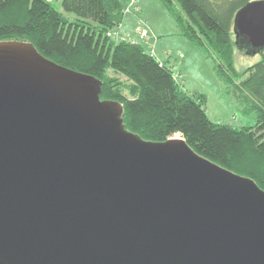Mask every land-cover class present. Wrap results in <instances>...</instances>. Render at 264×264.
<instances>
[{"label":"water","instance_id":"1","mask_svg":"<svg viewBox=\"0 0 264 264\" xmlns=\"http://www.w3.org/2000/svg\"><path fill=\"white\" fill-rule=\"evenodd\" d=\"M264 51V0L232 21ZM101 81L0 40V264H264V190L128 131Z\"/></svg>","mask_w":264,"mask_h":264},{"label":"trees","instance_id":"2","mask_svg":"<svg viewBox=\"0 0 264 264\" xmlns=\"http://www.w3.org/2000/svg\"><path fill=\"white\" fill-rule=\"evenodd\" d=\"M59 1L63 12L49 0H0V40L30 42L56 64L100 80V98L121 103L124 127L142 139L182 137L199 155L264 190V51L244 71L234 64L233 17L251 0H160L182 36L212 60L241 111L255 112V123L241 127L210 120L205 96L184 91L173 66L136 42L108 36L123 20L120 0Z\"/></svg>","mask_w":264,"mask_h":264},{"label":"rangeland","instance_id":"3","mask_svg":"<svg viewBox=\"0 0 264 264\" xmlns=\"http://www.w3.org/2000/svg\"><path fill=\"white\" fill-rule=\"evenodd\" d=\"M49 1L55 8L62 11L59 0ZM121 2L124 4L126 0ZM136 7L127 14L130 17L132 26L128 28L127 33L125 32L124 35L127 36L130 33L131 36H134L133 31L138 33L141 29H144L149 35L151 33L155 34L157 36L156 52L160 54L158 57H165L177 63L183 74L180 86L184 91L205 96V110L210 120L228 123L233 127L250 126L255 123V112L250 111L245 114L241 111V107L237 105L232 95L226 91V85L216 76L212 60L207 58L201 49L182 36L176 21L160 0H139V6ZM124 9L125 7L122 8L123 16L126 14ZM174 10L178 12L175 4ZM136 17L137 20L141 18L146 22V29L144 27L139 29L135 25L137 20L134 18ZM114 38H117V36H114ZM157 42H159L158 45ZM161 43L164 44V47L161 46ZM260 58V53L253 56L245 55L244 51L235 47L234 64L238 71H244L248 66L258 62ZM173 69H175L174 66ZM110 74L116 75L115 77L124 86L127 84L122 76L112 72ZM176 79L179 80L177 75Z\"/></svg>","mask_w":264,"mask_h":264},{"label":"crops","instance_id":"4","mask_svg":"<svg viewBox=\"0 0 264 264\" xmlns=\"http://www.w3.org/2000/svg\"><path fill=\"white\" fill-rule=\"evenodd\" d=\"M120 1H122V0H120ZM128 1L129 0H126V3L124 2V4L121 2L123 7H126L127 5H129ZM137 5L139 6V0H137ZM127 14L128 13L124 14L123 20H122L121 24L118 26V28H115L113 30V33L115 35H119L117 38H114V39L117 40V41L118 40H126V41H130V42H136V43L142 45L143 48L148 53H151L152 55H154L161 62H164V63H166L169 66H174L177 71L175 69L174 70L178 73L177 74V76L179 77L178 82L181 83L182 82L181 80L183 79V76H182L183 74H182V71L179 68V66H177V63L175 61H171V60H169L168 58H165V57L164 58H159L158 57L160 54H157V52H156V41H157L156 38H157V36H155V34H152V33L149 35L148 32H146L144 29H141V27L142 28L144 27L146 29V25H145L146 22H144L141 18H138V20H137V17L134 18L135 20H137L135 25L139 29H141V31L138 32V33H137V31H133L134 34H135L134 36H131L130 33H128L127 36L124 35L125 32L127 33L128 28L130 26H132V24L130 23V17ZM122 31H123V33H122ZM124 37H126V38H124ZM131 37H133V39H131ZM158 43L159 42H157V45H158ZM161 46L164 47V44L161 43Z\"/></svg>","mask_w":264,"mask_h":264},{"label":"built area","instance_id":"5","mask_svg":"<svg viewBox=\"0 0 264 264\" xmlns=\"http://www.w3.org/2000/svg\"><path fill=\"white\" fill-rule=\"evenodd\" d=\"M128 4L129 5H127L126 7H125V9H124V12L125 13H129V12H131L133 9H136L137 7V0H129L128 1ZM108 36L109 37H112V38H114V36H119V35H115L114 33H113V31H111V32H109L108 33Z\"/></svg>","mask_w":264,"mask_h":264}]
</instances>
